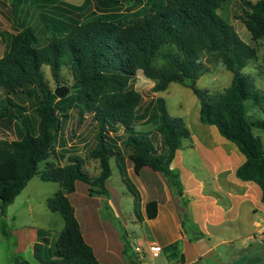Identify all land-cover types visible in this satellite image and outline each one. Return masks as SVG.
Segmentation results:
<instances>
[{
	"label": "trees",
	"instance_id": "1",
	"mask_svg": "<svg viewBox=\"0 0 264 264\" xmlns=\"http://www.w3.org/2000/svg\"><path fill=\"white\" fill-rule=\"evenodd\" d=\"M141 1L96 0L102 12ZM151 1L153 4L144 3L132 22L107 13L86 22L70 18L69 23L49 28V40L44 45H40L32 29H23L10 37L8 50L0 58V121L22 119L21 113L14 114L13 95L24 93L39 102L37 135L26 130L20 140L0 143L1 215H6L9 205L36 176L61 186L47 205L52 212L60 213L65 226L54 249L49 248L47 238L35 244L34 255L41 264H101L83 237L69 196L76 192V182L81 181L90 186L91 197L109 198L106 183L112 176L113 157L136 201L139 194L127 177V159L134 164L137 175L145 167L162 173L183 198L180 174L171 164L191 132L182 118L169 115L163 98H154L143 107V98L135 89L138 71L157 81L155 92H164L173 83L194 92L200 100V121L216 126L238 147L245 162L237 170V177L256 183L264 202V142L254 134L255 128L264 129V120L252 121L246 109V103L252 101L263 110L264 95L257 89L255 79L243 71L258 58V49L243 42L234 27L218 14L227 0ZM242 3L243 13L236 18L252 41L258 42L264 38V0ZM206 55L213 56L218 66L233 74L232 85L222 93L198 87ZM45 67L60 85L65 84L62 69L67 68L78 95L58 98L46 79ZM73 108L92 115L95 146L90 157L98 160L101 168L96 178L82 170L78 158L65 166L49 161L56 158L57 134ZM144 125H153L154 133L162 137V151L139 132L137 127ZM42 162L46 167L40 171ZM183 204L186 205L184 199ZM147 212L149 219H155L157 202L148 203ZM186 226L185 214L184 230ZM123 238L129 263L139 264L124 231ZM9 258L10 264H31L13 253Z\"/></svg>",
	"mask_w": 264,
	"mask_h": 264
},
{
	"label": "crops",
	"instance_id": "2",
	"mask_svg": "<svg viewBox=\"0 0 264 264\" xmlns=\"http://www.w3.org/2000/svg\"><path fill=\"white\" fill-rule=\"evenodd\" d=\"M198 127L199 134L190 131V139L183 141L171 164V168L180 174L183 198L174 192L162 173L145 167L137 175L129 159L125 162L127 177L139 194L136 201L127 188L132 196V212H121L116 207L113 194L107 187L110 179L106 183L109 198L91 197L90 186L76 182V192L69 196V200L75 207L83 237L101 264H130L125 255L123 230L132 247L161 246L162 254L157 259H164L166 264L204 263L213 252L214 257L217 255L218 248L223 250L209 264H264L262 190L256 183L237 177V170L245 162V157L235 144L224 138L214 125L200 121ZM150 136L151 140L156 137L154 134ZM118 180L119 184H126L120 172ZM80 187L85 190L83 198L77 196ZM153 201L157 202V217L151 220L147 205ZM105 205L109 206L107 213L103 209ZM44 214L47 224L23 223L11 233L14 244L10 252L31 264H41L34 255L35 244L42 237L47 238L52 249L53 242L56 245L58 241L56 236L59 238L65 226L62 220L61 232L53 231L52 235L50 228L59 218L55 212ZM126 214L132 227L125 225ZM185 214L188 219L186 232L183 228ZM213 240L214 244L208 249L198 250L201 243ZM9 255L6 252L3 264H10Z\"/></svg>",
	"mask_w": 264,
	"mask_h": 264
},
{
	"label": "rangeland",
	"instance_id": "3",
	"mask_svg": "<svg viewBox=\"0 0 264 264\" xmlns=\"http://www.w3.org/2000/svg\"><path fill=\"white\" fill-rule=\"evenodd\" d=\"M250 1L257 2L259 0ZM242 2L243 0H227L217 12L228 24L234 27L243 42L258 49V58L250 62L243 71L255 79L257 89L264 95V38L258 42H253L244 24L236 18L237 15L243 13L244 6ZM144 3L151 4L152 1L142 0L137 3H125L115 11L102 12L96 0H0V58L8 50L10 37L23 29H32L40 45H44L49 40V28H53L59 24L62 25L61 22L69 23L70 18H74L79 22H86L102 13H107L111 15L119 14L122 16L121 21L132 22L136 18V15L143 10ZM204 62L205 71L198 81V87L202 90H208L213 94L222 93L227 90L232 85L233 74L225 67L218 66L215 58L211 55L204 56ZM44 72L53 92L59 89H68V93L63 98L76 97L78 95L79 91L73 88L72 76L67 68L62 69V77L65 84L61 85L55 82L48 67L44 68ZM156 85L157 81L146 78L142 71L137 72L135 89L143 98V107L148 106L154 98H163L166 102L169 115L172 118H182L187 126H189L190 131L192 130L195 134H199L200 128L198 124L200 123L201 105L200 100L194 92L176 83L171 84L164 92H155ZM1 97L3 96L1 95ZM11 98L14 114L19 116L21 113L23 117L22 119H13L11 122L0 121V143H12L20 140L26 130L33 135H37L38 132V100L30 98L24 93L13 95ZM154 107V105H151V108ZM246 109L248 117L252 121L264 120V109L262 110L252 101L246 103ZM137 129L150 140V134L156 135L151 141L157 149L162 151L163 139L159 134L154 133L153 125L138 126ZM254 134L259 136L264 142V129L255 128ZM94 135L95 128L92 115L81 113L78 108L71 109L69 111V118L63 122L61 130L57 134V141L55 143L56 158L51 157L49 161L60 166H65L78 158L82 162V170L90 178H96L99 176L101 168L98 160L90 157V152L95 146ZM190 159L193 161L192 157ZM195 159L199 161L196 156ZM110 162L112 177L107 187L113 194L112 199L121 212H132L133 205L130 203L132 196L128 194V186L127 184L123 185L117 182L119 181L120 172L118 166L116 167L117 160L113 157ZM45 167L46 162L39 164L40 171L44 170ZM59 189H61L60 184L44 182L41 181L39 176H36L28 183L27 187L15 201L9 205L5 216L1 215L0 205V227L2 231L4 230V232L0 231V264L6 262V252H9L11 255L10 251L14 244L11 233L15 227L23 223H29L30 225H39L40 223L45 225L48 223L44 212L52 211L48 208L47 201ZM95 189L97 190V188ZM84 195L85 190L83 187H80L77 196L83 198ZM103 209L104 212H109L108 205H105ZM55 216L59 219L56 220L55 224H50L52 225L50 228L51 234L53 231L59 233L62 230V216L56 212ZM125 219L127 221L125 225L127 224L132 227L128 214H126ZM55 239L57 241L58 235ZM214 242L215 240L211 243H201L198 246V250L208 249V246H212ZM52 248H55L54 242ZM222 250L221 248L216 249L217 255L215 257V252H213L210 256H207L210 260L205 258L204 263L196 264H209L212 258H217ZM192 252H195V250H192ZM143 256L145 264H166L162 258L154 259L146 255Z\"/></svg>",
	"mask_w": 264,
	"mask_h": 264
},
{
	"label": "built area",
	"instance_id": "4",
	"mask_svg": "<svg viewBox=\"0 0 264 264\" xmlns=\"http://www.w3.org/2000/svg\"><path fill=\"white\" fill-rule=\"evenodd\" d=\"M132 251L138 257V261L141 264H145L144 263L145 259L143 255L147 256L148 254L151 258H154V259L159 258L162 254V247L157 244H152L148 248H144L138 245V246H133Z\"/></svg>",
	"mask_w": 264,
	"mask_h": 264
},
{
	"label": "water",
	"instance_id": "5",
	"mask_svg": "<svg viewBox=\"0 0 264 264\" xmlns=\"http://www.w3.org/2000/svg\"><path fill=\"white\" fill-rule=\"evenodd\" d=\"M54 93L58 98L62 99L65 96V94L68 93V89H59L55 91Z\"/></svg>",
	"mask_w": 264,
	"mask_h": 264
}]
</instances>
